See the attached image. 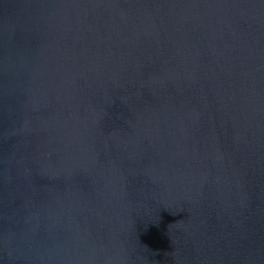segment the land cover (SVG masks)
I'll return each mask as SVG.
<instances>
[{
  "label": "water",
  "instance_id": "water-1",
  "mask_svg": "<svg viewBox=\"0 0 264 264\" xmlns=\"http://www.w3.org/2000/svg\"><path fill=\"white\" fill-rule=\"evenodd\" d=\"M0 264H264V0H0Z\"/></svg>",
  "mask_w": 264,
  "mask_h": 264
}]
</instances>
